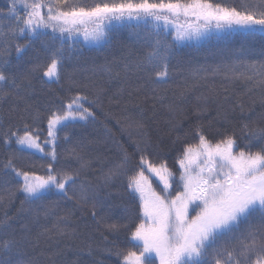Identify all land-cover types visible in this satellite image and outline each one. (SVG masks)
<instances>
[{"label": "snow or ice", "instance_id": "snow-or-ice-1", "mask_svg": "<svg viewBox=\"0 0 264 264\" xmlns=\"http://www.w3.org/2000/svg\"><path fill=\"white\" fill-rule=\"evenodd\" d=\"M116 21L120 24L113 23ZM133 21L148 29L149 50L134 61L125 62L123 70L157 86L170 79L169 65L175 57L173 45L160 38L162 32L167 35L170 29L174 30L175 41L212 36L231 38L233 35L264 37V0L259 5L241 4L239 7L214 0H96L91 4L84 0H9L7 12L0 9V102L15 99L16 103L9 108L10 118L21 101L25 104L16 117L21 126H15L14 130L13 125L5 127L0 123V143L8 148L14 142L19 146L18 152L34 149L48 157L49 162L44 175L17 167L19 157L15 153L0 162V210L3 211L0 264H41L42 252L29 255L27 251L38 247V242L30 239L28 223L14 226L13 221L23 215L26 203L31 205L50 195L75 202L77 206L90 205L94 222L103 229V240L108 239L105 232L116 236L121 232L125 234L132 248L121 250L113 244L104 249L116 257L117 264H156L157 261L159 264H222L221 257H224L223 264H264V125L252 126L242 121L238 132L225 129L214 143L200 125H196L192 134L198 142L183 144L176 157L178 177L166 160L150 159L146 148L136 143L138 171L130 177L127 187L132 200L138 204L135 215L125 209L121 222L112 220V209L105 208L99 198V186L79 179L81 171L91 166L89 161L73 152L78 169L69 171L56 167L58 131L70 119L95 120L91 105L96 101L77 92L68 97L67 103L61 101L59 107L50 109L46 117L47 137L43 142L37 127L39 115L31 116V124L27 122L25 114L31 115V105L26 102V95L31 94L32 76L40 74L50 82L60 83L66 41L82 35L85 41L108 43L109 33L114 28ZM20 39L25 42L19 43ZM36 42L41 44L43 56L35 49ZM29 49L35 55L29 57L27 74L21 77L9 71L13 52L20 59ZM238 64L200 71L205 75L210 72L223 75L225 79H236L244 75L238 73ZM102 67L110 77L120 74L112 65ZM246 67L251 68L252 73L245 78L251 81L259 76L258 83L264 85V64L259 68L255 64ZM156 91L153 87L154 94ZM239 107L243 116V105ZM225 120L228 121L227 116ZM46 146H50V150L46 151ZM129 161L130 156L124 150L121 161L104 175V185L121 175ZM145 172L158 178L162 185L160 192L153 188ZM17 178L18 186H15L12 181ZM174 184L181 190L173 193ZM17 192H21L24 199L14 217L7 209ZM71 217L69 211L58 217L51 227L43 226V233L38 235L70 237L74 234L69 231ZM250 218L257 219L259 226L247 229L238 250L215 247L220 237L238 229ZM210 249L212 261L208 259ZM91 251L89 245V254Z\"/></svg>", "mask_w": 264, "mask_h": 264}, {"label": "trees", "instance_id": "trees-1", "mask_svg": "<svg viewBox=\"0 0 264 264\" xmlns=\"http://www.w3.org/2000/svg\"><path fill=\"white\" fill-rule=\"evenodd\" d=\"M84 2L91 4L96 0ZM214 2L239 7L241 4L259 5L261 0ZM8 7L9 0H0V9L7 12ZM3 19L5 23L8 22L6 17ZM113 23L120 24L118 21ZM147 34L148 29L143 24L137 26L133 21L114 28L109 33L108 43L85 41L82 35L73 37L65 42L60 83L50 82L40 74H35L32 76L31 94L26 95V102L31 105V115L26 113L25 116L31 124V116L39 115L37 127L41 142L47 137L46 117L50 109L59 107L61 101L67 103L68 97L77 92L96 101L91 105V110L96 115L95 120L70 119L58 131L56 167L69 171L78 169L79 163L73 152L89 161L91 166L81 171L79 179L99 186V198L105 208L112 209V220L121 222L125 209L135 215L138 204V201L132 200L127 187L130 177L138 171L139 154L134 149L136 143L141 148H146L150 159L166 160L178 177L176 157L183 144L198 142L192 134L196 125H200L213 143L225 129H236L238 132L242 121L252 126L264 125V85L258 83L259 76L251 81L245 78L252 73V69L246 65L255 64L259 68L264 64V37L259 34L247 38L233 35L231 38L212 36L203 40L175 41L174 30L170 29V34L167 35L162 32L160 38L173 45L175 57L169 65L170 79L167 83L153 86L138 79L136 74H126L123 70L125 62L134 61L149 50ZM24 42V39L19 40V43ZM34 47L43 56L41 44L36 42ZM34 55V51L29 49L28 53L17 59L13 52L8 70L22 77L30 68L29 57ZM239 61L244 63L238 64ZM232 64H238V73L244 75L236 79H225L223 75H212L210 72L205 75L200 71ZM104 65H112L120 73L119 76L113 74L110 77L103 70ZM153 87L157 89L155 94ZM161 95L164 96L162 100L159 99ZM15 103L14 98L0 102V115L3 117L0 123L5 127L13 125L14 130L15 126H21L16 117L24 108L25 101L19 103V109L10 118L9 108ZM240 104L243 105V116ZM65 135L68 136L67 140L64 139ZM18 148L14 142L8 148L0 143V162L15 153L19 157L16 160L17 167L44 175L49 158L34 149L18 152ZM45 150H50V146H46ZM124 150L130 156L129 163L121 175L105 186L104 175L121 161ZM145 175H149L153 188L160 192L162 185L158 178L147 172ZM18 179L13 180L12 184L18 186ZM176 190L181 189L174 184L173 193ZM23 199V194L17 192L14 202L7 209L9 215L15 217ZM24 209L23 215L14 219L13 223L14 226L28 223L31 229L30 239L38 242V247L35 251L31 248L27 251L29 255L42 252L41 264H117L116 257L110 256L104 249L113 244L118 245L121 250L132 248L123 232L119 236L105 232L107 241L101 238L103 229L98 228L94 222L90 205L77 206L75 202L50 195L31 205L26 203ZM69 211L72 212L69 231H74L73 235H38L43 233V226L51 227L58 217ZM97 211L99 213L100 209ZM2 215L3 211L0 210V217ZM250 226L258 227L259 221L250 218L248 222L241 223L238 229L220 237L215 247L238 250L240 241ZM209 252L208 259L212 261V250ZM223 260L224 257H221L222 264Z\"/></svg>", "mask_w": 264, "mask_h": 264}]
</instances>
